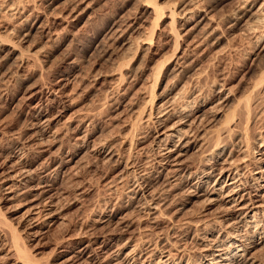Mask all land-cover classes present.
I'll list each match as a JSON object with an SVG mask.
<instances>
[{
    "label": "bare ground",
    "instance_id": "6f19581e",
    "mask_svg": "<svg viewBox=\"0 0 264 264\" xmlns=\"http://www.w3.org/2000/svg\"><path fill=\"white\" fill-rule=\"evenodd\" d=\"M82 2L0 0V91L29 63L44 67V48L58 26L81 17ZM136 3L131 18L112 26L118 50L130 55L114 65V80L103 87L95 109L72 108L73 60L47 82L39 69V82L22 97L30 134L25 141L23 133L10 134L17 147L0 150V191L6 200L25 196L29 202L21 230L0 212V224L11 234L10 246L0 245V264H48L35 258L21 233L36 237L65 220L61 198L67 188L60 180L76 176L85 158L99 163L107 196L59 235L50 264H264V102L260 109L252 102L264 91V67L241 98H233L224 82L204 93L183 80L187 73L192 79L201 47L225 25L251 32L258 45L264 0H238L222 16L204 0ZM162 36L169 52L156 47ZM139 52L151 57L138 102L121 86L141 71ZM249 60L245 72L256 61L264 66V44ZM168 78L172 83L157 93L158 81ZM106 106L113 111L102 129L93 122ZM87 183L72 184L74 200L89 195ZM112 223L116 233L105 229Z\"/></svg>",
    "mask_w": 264,
    "mask_h": 264
},
{
    "label": "rangeland",
    "instance_id": "374dc122",
    "mask_svg": "<svg viewBox=\"0 0 264 264\" xmlns=\"http://www.w3.org/2000/svg\"><path fill=\"white\" fill-rule=\"evenodd\" d=\"M167 1L171 2L172 0ZM237 1L238 0H204V4L210 6L211 12L214 15L222 16L229 13L236 5ZM136 6V0H83L80 9L84 11L77 21L71 22L64 28L55 25L57 27L56 33L58 37L56 36L54 41L48 43L44 48V51L47 53L44 54L47 55V58H43L45 63L43 61L44 67L42 69H40L38 65H31V63L20 70H18L16 66L15 68L13 66V69L19 71L20 78L9 80L4 90L2 88V92L0 91V150L9 148L15 149L17 147L16 140L10 137V134H15V132H17V135H21L23 133V135H21V141H25L26 137H28L27 135L30 134V132L26 130L28 121L26 119L27 115L25 114L26 108L23 106V98L24 94L30 88H33L34 84L36 85L39 82L40 77L38 74L40 70L43 72L45 71L44 73L42 72L41 78L47 82L53 80L54 76L56 77L59 72H62L67 67L68 62L73 60L76 67L75 71L70 73L71 77H69L70 81L68 82V90L71 91L70 96L73 110L95 109L96 106H98L101 101L103 87H106L114 80L113 76H110L114 65L116 62L122 60L127 61L130 55L119 51L118 42H116L117 38L113 33L112 26L114 22L121 19V17L128 16L131 18L136 11ZM31 8L32 7H28V10ZM61 9L62 8L59 7V11H63V9ZM30 11L31 10H29V12ZM0 20H2V18ZM2 23L3 21H0L1 25ZM217 34L215 36L216 38H212L210 40L211 42L209 41L210 43L208 42L201 47L200 51H202V56L197 59L196 66L191 72V74H193L191 77L192 79L189 78L190 74L187 73L183 80L189 82L190 86L192 85L199 91H205L206 93H210L218 83L224 82L226 87L229 89L231 88L230 91H232L231 96L233 98L244 97L252 81H255L259 75V71L257 70L264 67L261 61H256L250 66L251 68L249 67L250 71L245 72L246 67L250 64V54L254 50L257 51V49L264 44V35L257 45L255 43L254 34L242 30L239 26L226 28L225 25ZM214 39L215 41H213ZM157 43L156 47L166 46L167 48L165 50L169 52V39L162 36L158 39ZM150 57V54L147 52H139L137 62L139 63L138 66L141 71L132 79H128L127 82L124 83L125 86H121L123 89L125 87L126 94L131 95V92H135V98L139 97L138 102L140 98H142L140 95H142L147 84L146 77ZM196 67L198 69H196ZM36 71L38 72L36 73ZM97 75L99 76V83L91 87L93 83L92 80L94 76ZM172 80L173 79L168 78L158 81L155 86L156 92L158 93L163 88L170 85ZM82 82L84 84L86 83L87 87L85 89L81 88L82 85L80 84H82ZM31 85L33 86L31 87ZM263 95V90H259L258 94L256 93L253 95L252 102L256 109H260L259 107L263 106ZM115 97L116 99L114 98V100L117 102L119 95ZM107 107L108 106L103 108L104 110L100 111V115L96 116V118H98H95L96 122H93L95 124L94 126H101L100 128L105 129L104 127L107 125V121L105 120L113 111L112 107ZM97 122L99 123L97 124ZM24 125L26 127H24ZM29 155L31 156V154ZM1 160L2 157L0 154V163ZM81 165H84L83 168L81 166L78 167L79 169L76 168V176L75 174L69 173L64 175L60 180V185L65 188V190L67 188V194L64 195L65 197L61 198L62 208L64 207L62 214L65 220L52 226L46 233L36 237L27 236L25 233L20 232L25 245L31 250L35 258L42 263H52L54 258L53 250L56 244L55 241H57L63 232L73 229L79 220H81V216H85L89 212L88 210L91 208V205L96 204V201L98 202L106 199L107 195H105L104 188L98 179L100 175L99 163L92 158H85ZM79 181L88 182L87 184L93 188H91L92 191L89 195L85 196L86 198H84L83 202H81L82 199L80 198L74 200V196L71 193L72 184ZM4 197L3 192L0 191V212L2 218L18 230H21L22 219L20 218L23 217L27 209V202H29V199H27L28 197L18 196L10 200H6ZM79 202L82 204L85 203V206L82 205L79 208ZM117 225L118 224L115 223L113 225L112 223L105 229L110 232L111 230L115 231L114 233H116L119 228ZM10 242V232L0 224V245L5 248L11 244ZM10 263L11 260H9L7 264Z\"/></svg>",
    "mask_w": 264,
    "mask_h": 264
}]
</instances>
